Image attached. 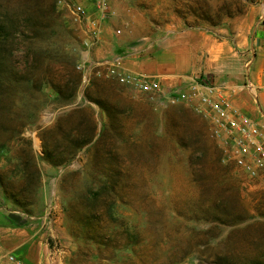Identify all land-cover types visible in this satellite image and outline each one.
Instances as JSON below:
<instances>
[{
	"label": "rangeland",
	"instance_id": "rangeland-1",
	"mask_svg": "<svg viewBox=\"0 0 264 264\" xmlns=\"http://www.w3.org/2000/svg\"><path fill=\"white\" fill-rule=\"evenodd\" d=\"M6 1L0 0V6ZM77 7L86 13L80 20L73 15ZM254 9L264 11V0H58L59 28L48 31L44 47L52 53L61 48L78 66L88 68L95 66L94 50L101 45H105V55L111 47L123 55L130 46L143 45L168 30L215 28ZM96 25L99 36L93 33ZM89 73L90 80L111 82L126 99L122 104L113 101L127 111L119 114L118 122L111 124L106 113L86 103L83 89L72 102L63 103L46 86L33 100L18 96V108L25 103L30 106L21 113L27 123L21 136L24 141L12 140L0 151L1 179L17 185L23 176L18 156L21 145H31L41 156L40 136L54 128L61 116L77 107L89 108L98 133L106 130L94 144L101 145L97 153L90 145L64 166L40 163L36 203L27 210L7 199L0 184L1 205L24 215H18L22 219L42 217L44 209L51 208L54 225L49 231L44 229L41 238L50 248L53 261L49 264L264 261V179L241 175L210 123L191 108L136 95L98 76L96 67ZM110 162L124 171L111 194L116 200L114 225L119 227L114 232L116 243L126 239L130 246L104 252L79 235L70 206L88 188L105 181L99 169Z\"/></svg>",
	"mask_w": 264,
	"mask_h": 264
},
{
	"label": "trees",
	"instance_id": "trees-1",
	"mask_svg": "<svg viewBox=\"0 0 264 264\" xmlns=\"http://www.w3.org/2000/svg\"><path fill=\"white\" fill-rule=\"evenodd\" d=\"M57 11L58 0H8L0 6V151L12 140L24 141L21 136L27 123L21 113L29 111L30 106L25 103L18 108V96L33 100L46 86L63 103L72 102L83 89L84 101L106 113L111 124L118 122L119 114L127 112L113 103L122 104L126 99L111 82L89 80L85 85L84 73L72 56L61 48L53 53L45 49L48 31L59 28ZM105 132L98 133L89 108L77 107L61 116L54 128L42 132L41 156L34 153L31 145H21L18 150L21 182L6 184L0 176L6 198L24 210L32 207L41 181L40 163L64 166L90 145L97 153L101 145L94 144L100 142ZM99 171L105 181H99L96 188H88L78 196L70 210L84 240L94 241L104 252L123 250L130 244L126 239L116 243L118 234L114 232L119 227L114 225L112 210L116 200L111 194L117 188L116 178L124 171L112 162ZM250 264H264V261Z\"/></svg>",
	"mask_w": 264,
	"mask_h": 264
},
{
	"label": "crops",
	"instance_id": "crops-1",
	"mask_svg": "<svg viewBox=\"0 0 264 264\" xmlns=\"http://www.w3.org/2000/svg\"><path fill=\"white\" fill-rule=\"evenodd\" d=\"M104 47L94 50L96 64L114 63L127 73L148 76L164 85L190 87L200 78H210L226 88L235 109L264 128V11L254 9L215 28L168 30L143 45L130 46L123 55L112 47L105 55ZM44 211L42 217L22 219L24 215L5 210L0 202V251L14 255L19 264L53 261L41 238L54 220L51 208Z\"/></svg>",
	"mask_w": 264,
	"mask_h": 264
},
{
	"label": "built area",
	"instance_id": "built-area-1",
	"mask_svg": "<svg viewBox=\"0 0 264 264\" xmlns=\"http://www.w3.org/2000/svg\"><path fill=\"white\" fill-rule=\"evenodd\" d=\"M73 15L80 20L86 13L83 7H77ZM93 33L96 36L101 33L98 25ZM95 67L98 76L113 80L136 95L169 106L191 108L210 123L215 137L225 145L231 162L241 175L249 180L264 179V128L232 106L224 86L203 77L190 87H171L148 76L127 73L114 63L96 64ZM79 68L84 73V84H88L89 69L85 65ZM5 263L19 264V261L14 255L0 251V264Z\"/></svg>",
	"mask_w": 264,
	"mask_h": 264
}]
</instances>
